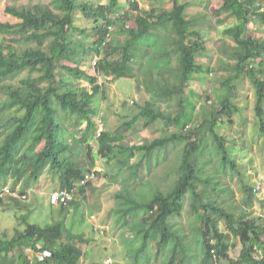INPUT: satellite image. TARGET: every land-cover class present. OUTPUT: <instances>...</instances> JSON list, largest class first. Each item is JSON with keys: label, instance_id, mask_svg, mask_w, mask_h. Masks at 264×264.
Masks as SVG:
<instances>
[{"label": "trees", "instance_id": "obj_1", "mask_svg": "<svg viewBox=\"0 0 264 264\" xmlns=\"http://www.w3.org/2000/svg\"><path fill=\"white\" fill-rule=\"evenodd\" d=\"M128 2L131 10L136 9L133 0ZM53 3L65 14V18L37 5L16 7L4 3L0 6V35L13 34L9 41L19 40L15 36L20 35L21 39L35 41L37 44L36 49L23 51L10 49L8 46L0 47V89H6L4 93L7 97L4 99H8V102L5 100L0 103V110L15 108L21 111L20 114L7 116L0 124V131L4 132L0 140V191L8 186L7 179L12 178L14 183L23 179L26 185L44 175H49L57 183V190H72L74 184L86 174L92 171L98 174L93 168L78 166L69 157V144L59 139L57 131L62 128L61 131L64 132L67 124L71 130L82 133L83 130L90 129L94 133V116L97 111L91 101L100 89L98 76L134 78L133 65L138 63V69L144 72V88L151 95L152 101L136 103L137 112L124 124L127 129H131L138 118L142 117V127L146 128L161 120L165 123L162 136L130 146L122 143L124 135L117 131L103 130L96 138L98 155L106 161L115 160L118 165L116 172H109V179L112 181L116 180L121 167L127 164L125 161L137 151L144 153V160L130 164L128 178L121 181L126 193L114 195L117 204L112 213L116 215L118 226L124 229L122 240L130 261L133 264H151V259L146 255L151 256V251L153 255L155 250L153 257H158L161 249L176 244L177 251L170 253L165 264H193L196 258L200 264H264V254H259L255 249L256 246L264 248V218L250 216L247 210L239 214L227 211L197 188V182L210 185L209 180H213L209 177L203 181L197 175L196 172L202 169L193 159L194 152L205 151V147H202L205 143L203 131H207L212 138L221 166L228 167L230 171L235 168V159L230 156L224 137L214 128L219 123H233V115L240 109L233 97L220 93L216 97V106L207 102L206 105H210L208 108L212 109L202 108V120L193 124L190 113L185 115L184 120H180L182 113L171 118L156 106L158 102L172 101L178 105V112L180 108L182 111L186 104V98L182 96L186 84L193 79L194 74L201 77L206 71L197 62V57L204 51V45L199 30L194 26L195 22L185 17L187 4L173 0V11L169 14L155 13L154 9H150L132 17L131 10L120 8L118 0H107L103 4H94L89 0H53ZM263 6L264 0H226L214 13L216 16L227 13V16L234 19L222 30L223 36L229 41L224 40L220 49L221 53L234 61L230 67L234 75L221 85L236 91L235 81L239 83L243 81V77L249 80L255 94V116L262 132L264 39L249 34V30L251 20L258 16L264 23ZM74 11H80L84 18L93 21L94 26L89 32L73 24ZM151 18L154 21L150 22ZM218 21L222 22L220 19ZM119 26L122 27L121 30ZM157 29L164 30L163 40L158 44ZM111 30L112 33L124 34V42L113 43L109 37ZM156 44L159 46L156 47ZM152 47L154 55L149 56L147 66H143L140 64L141 59L148 48ZM94 51L101 55L91 64L86 58L92 60ZM173 55L175 63H172ZM23 70L28 72V76L21 78L17 85L4 84ZM32 72L38 73V76L33 77ZM154 75L156 78L153 81ZM81 79L90 84V90L81 83H75ZM206 99L209 101V97ZM58 114H63L64 120L74 119L60 124L56 120ZM212 114L219 118L211 117ZM83 122L87 128H81ZM168 123H174L178 127L169 137L164 134ZM7 126L10 127L9 130H6ZM203 127L206 129L202 130ZM61 136L63 137L62 133ZM85 136L86 134H82L80 139L83 140ZM193 136L195 139L191 140ZM175 140H182L184 144L183 156L175 170L178 178L174 187L166 192L155 189V193L146 200L136 198L134 195H138V189L134 188L139 183L141 186V167L145 159L156 151L166 149ZM40 143L42 147L36 150ZM22 146L24 148L21 149ZM123 155L126 157L120 159ZM219 181L216 182L218 194L225 188ZM87 186L88 184L81 186L79 194H85ZM241 190L246 196V207H251L257 198L255 189L242 183ZM187 196L196 212L194 228L202 243L200 257V251H192L184 242L186 231L168 220L171 216L180 215ZM2 199L0 197V202ZM257 203L264 210V199H258ZM60 207L66 208L63 205ZM221 220L226 223V231L219 228ZM154 227H158V235L155 237L152 236ZM231 237L237 238L241 245L236 257H232L229 252L232 247ZM31 241L39 242L41 249L50 251V257L36 264H78L83 251L77 244H88L89 239H84L82 234L72 233L63 221H54L45 226L26 223L25 229L16 236L0 238V252L8 254ZM22 260V264L28 263L27 257L24 256Z\"/></svg>", "mask_w": 264, "mask_h": 264}, {"label": "rangeland", "instance_id": "obj_2", "mask_svg": "<svg viewBox=\"0 0 264 264\" xmlns=\"http://www.w3.org/2000/svg\"><path fill=\"white\" fill-rule=\"evenodd\" d=\"M4 3H7L8 5H14L16 7L21 6L20 0H0V6ZM261 8L264 9V6ZM224 16V14L219 15L217 19H220L222 22L216 23L215 14L213 12L211 13L210 11H207L205 16H201L202 22L196 19L198 22L197 25L195 24V27H197L200 32L201 40L203 41L204 46L209 47L211 43L210 37L212 39L216 37L219 40L216 39L214 41L215 45L218 44L217 48L219 49L222 44V42H220V38L223 37L222 30L231 23L227 22L226 19H223ZM72 21L75 26H78L87 31H90V29L94 26V24H85L83 19H81L77 15L73 16ZM250 23L251 28L249 30V34L258 33L257 35L264 39V24L261 23L259 16L252 19ZM74 33L78 34L76 32ZM12 36L13 34L0 35V47L6 48V46H8L10 47V49L15 48L20 50L21 48H19L18 46L22 45V43L19 44L20 42L17 43L16 40L9 41ZM117 38H120L118 43L121 44L124 42L125 35H119L117 36ZM159 52L162 53L163 51H156V53ZM172 57L175 59L172 60V63H175L176 58L174 55ZM86 59L91 64L96 61L94 57L92 60L88 58ZM223 59L224 61L220 60V62H216L214 64V61L216 59L211 51L206 52L204 55L200 54L197 57V62L203 64L206 72L201 76V79L195 78L192 82H188L186 84L184 93L182 95L184 98H186V104L182 111L180 108V112H178V105L172 101L158 102L156 103V106L159 107L160 110L165 111V113H167L171 118H173V116L177 115L178 113H182L180 120H184L185 115L190 113L192 115L193 124L198 123L202 120V108L207 110L212 109L208 108V106L210 105H206L207 102H212L211 106H216V97L220 93L231 95L233 97L234 103L237 104L240 108L239 111L233 115V123H219L216 124L214 128L219 134L224 137L229 154L232 158L235 159V168L234 170L230 171L228 167L221 166L219 153L218 151H216V149H214L215 146L212 138L208 133H206L207 131H203L205 134V143H203L204 145L202 147H205V151L201 153L200 150H197L193 153V159L202 169V171L198 170L196 172L197 175H199L203 181L209 177H212L213 180L211 182L209 180L210 185L203 184L202 182H197V188L199 191L203 192L204 196L211 198L212 201L215 202V204H220L227 211H230L234 214H239L240 212L247 210V213H250V216H256L258 212L259 214H261V216L264 217V210L257 203L258 199H264V132L260 131L259 123L255 116L254 89L251 86L249 80L244 77L243 81L239 83L238 81H235L237 82L235 84L237 86L236 91H234V89L232 90L229 87H223L221 83L227 78L234 75L232 69L227 71L224 75L218 74V72L215 71H223V67H231V65L233 64V62L229 61L230 58H228L229 60L227 58ZM31 75L35 77L37 73L32 72ZM138 75L143 78L142 72H138ZM26 76H28V72L24 70L14 79L5 81L4 84L6 86L17 85L19 83V80ZM98 81L100 83H98ZM98 81L97 83L100 85V89L93 96L91 101L92 106L97 111V115L94 116L96 131L98 129L97 119H101V121L104 123V129H107L111 132L121 131V134L124 133L125 136L122 143L126 146H130L133 143H141L143 142V140L153 141L154 139L162 136V130L165 123L161 120L155 121L153 124L149 125L146 128H142L141 126L143 124V118L140 117L138 118L133 128H126L124 122L132 118V116L138 110L137 106L135 105L136 103H133V98L137 97V95L135 90L136 87L134 88L135 84H133L132 78H113L111 75H99ZM75 83L87 85L88 82L86 83L85 80L81 79L80 81L76 80ZM87 86H90V84L88 83ZM142 86L143 88L145 87V85ZM144 91H146L145 88ZM4 92H6V89H0V103L4 102L5 100L6 102L8 101V99H4V97H7ZM206 97H209V101L206 99ZM143 100L144 97L138 98L137 103L144 104ZM103 112H105V114ZM20 113L21 111H17L15 110V108L1 109L0 124L7 116ZM66 113L69 114L67 111ZM62 116L63 114L56 115V120L60 124H62L64 121L65 123H67L70 120L74 119L72 118L70 120H64V117ZM211 117L219 118V116L216 114H212ZM225 118L226 117H224V119ZM71 124L75 126L74 122H71ZM69 128L70 130H68ZM81 128H87L85 122L81 124ZM176 128L178 129L176 124L168 123V127L164 130V134L166 136L168 135L169 137L171 136V134L175 133V131L177 130ZM9 129L10 127L7 126L6 130ZM61 129L57 131V135L60 140L63 139L69 144V157H71V159H73V161L78 166L87 169L93 168L94 162H97L100 168H96L99 175L98 179L96 181H90V183H88L87 189L85 190V194L77 195V198L73 202L69 203L66 208H62L60 206L52 207L49 204L50 202H46L44 198H35L33 196V192L32 194L30 193L31 198L29 200H22L19 197L13 195L2 197V202H0V236L2 235V233H5L9 236L13 234L15 235L16 230H23L26 225L24 220L32 222L37 221V223H40L41 226H45L49 223V219L51 220L52 212H84L83 214L87 215L89 218L92 217V219H89L92 220L91 222L94 221L95 223H97V225H99L98 232H96L94 229H91V226H88V233H81L83 234L84 238H87V236H90L92 238V242H89L92 245L88 246V248L93 247V249H96L95 254L97 255L100 254L103 256L112 257V254H116V261L114 260V258H109L111 260L107 259L106 264H131L128 254L125 250V244L124 251L110 248L106 245L101 244V240L104 238V236H107V238L111 239L114 238L111 227H113L114 222H116V215H107L103 217L100 212H112L113 207L117 204V199L112 193L113 189L111 191H104V189L106 188L105 182L103 180L107 171L113 172L117 170V163L115 162V160L106 161L104 158H101L98 155L96 131L92 133V130L89 129V131L86 129L83 130L82 133H80L77 130H71V127H68L67 124L66 128H64V132L61 131ZM205 129L206 127L202 128V130ZM61 133L63 137L61 136ZM0 134L1 140V138L4 136V132L0 131ZM82 134H86L83 140L82 138L80 139ZM194 139L195 137L193 136L191 140ZM183 144L184 141L175 140L174 142L168 144L166 149L156 151L151 155V157L145 159L144 165H146V168H141L143 179L141 181V186H139V183L136 184L134 188L138 189V195H134L136 198H143L146 200V198L155 193V189H160L163 192H166L167 190L174 187V182L178 178L175 170L176 167L179 166L180 160L183 156ZM22 148H24V146H22L21 149ZM137 154L138 155H135L128 161L130 162V164L131 162L132 164H134L137 161L143 159V154L141 152ZM125 157L126 156L124 155V158ZM126 174H128V172H126L124 176ZM39 178L36 181H38ZM131 180L133 181V179ZM217 180H220V185L222 184L223 187H225L224 191L219 194L217 192L219 188L216 187ZM136 181L137 180H135V182ZM106 182L110 181L107 180ZM242 183L249 184L255 189V195L257 198L253 201L251 207H246L245 205L246 196L241 190ZM7 184L8 186H10V188L12 187V190L13 188H16L18 192H21V190L26 191V189H28L27 186L25 187L22 185V179L14 183L13 179L10 178L7 179ZM57 186L58 185L56 182H52L53 189L57 188ZM108 186L111 185L108 184ZM118 187L120 188V186L114 188ZM124 193H126V191ZM192 204L193 203H190L189 196H187V198L183 201L184 208L180 215L171 216L168 218V220L174 222L177 227H179V229L181 228L182 230L183 228L186 231V234H184V236L187 235V237L184 239V242L187 246H192V248L195 249L196 252L197 250L200 251L202 243L199 239V233L197 234V229L194 228L196 225L197 217ZM200 214H202V212ZM102 223L106 226V229L109 230L106 232L105 229L104 234H102V229L100 227ZM219 228L220 230L226 231V223L223 222V220L219 222ZM157 235L158 227H154L152 236L155 237ZM88 239L89 238H87V240ZM78 244L80 245L82 251L87 249L86 243ZM176 251L177 245L174 244L173 246L171 244L168 245L167 248L161 249L158 257H153L155 250L153 252V255L151 251V256L146 255V257H149L151 259V264H165L170 253ZM201 251L199 253V257ZM15 256L17 255L12 254V258L9 261H4L5 264L17 263ZM193 264H198L197 258L193 261Z\"/></svg>", "mask_w": 264, "mask_h": 264}, {"label": "crops", "instance_id": "obj_3", "mask_svg": "<svg viewBox=\"0 0 264 264\" xmlns=\"http://www.w3.org/2000/svg\"><path fill=\"white\" fill-rule=\"evenodd\" d=\"M20 1H21V6L20 7H23V6L24 7H30L32 5H37L41 9H48L51 12H54L55 14H58L62 19L65 18V14H63V12L59 11L56 8V5L53 3V0H32V1L31 0L30 1L29 0L28 1L27 0H20ZM83 1H87V0H83ZM89 1H92L94 4H97V3H102L103 4V3L107 2V0H89ZM133 1H134V4L136 5V9L131 10L130 9V5L128 4L129 3L128 0H118L120 8H122V9H125L126 8V9H130L131 10L130 11V16H132V17H135L136 15L141 14V12H143V11L146 12V11H148L150 9H154L155 13L164 12V13L169 14L170 12L173 11V0H133ZM178 1L185 2L187 4L186 5V10H185V17L187 19H189V20H193V22H195V24L197 25V22L198 21H201V19H202L201 16H205L207 11L208 12L210 11L211 13L212 12L215 13L217 11V9L220 7V5L223 2H225L226 0H178ZM223 14L225 15L223 19H226L227 22H233L234 21L233 17L227 16V13H223ZM74 15H77L81 19H83V21L87 25L88 24H91V25L93 24V21H90V20L84 18L83 15L80 13V11H74L72 13V19H73V16ZM215 18H216V23H218L219 22L218 19H217L218 16L215 15ZM152 21H154V18H151L150 19V22H152ZM260 21H261V19H260ZM196 25H194V26H196ZM118 28H119V30L122 29V27H120V26ZM118 28H115V29L118 30ZM195 28H197V27H195ZM156 31L158 32V35H159V37H157V44H158V42H160V40L161 41L163 40L162 37H163V34H164V30L163 29H157ZM87 32H89V31H87ZM257 34L258 33L253 34V35H257ZM119 35L124 36V34L119 33V32L112 33L113 43L119 44L118 42H119V39L120 38H117V36H119ZM16 38L19 39V40H17V43L18 42H20L19 44L22 43V45L18 46L19 48H21L20 49L21 51L26 50V49H29V48H31V49H36L37 48V44H36L35 41L23 40V39L20 38V35H17ZM216 39H218V38L215 37L214 39H212L210 37L211 43H210L209 47L208 46H204V51L201 54V55H204L206 52L211 51L214 54V57L216 59L214 61V64L216 62H220V60L221 61H224L223 58H227V59L229 58L228 56L226 57V55H224L223 53H221V51H220L221 46L219 47V49L217 48V45L218 44L215 45V41H214ZM224 40L229 41L224 36L222 38H220V42H223ZM157 44H156V47L159 46ZM230 44L233 45V43H230ZM42 48L44 49V45L42 46ZM153 50H154L153 47H152V49L151 48H148V51L146 52L144 58L141 59V63L140 64H142L143 66H147V64L149 62L148 61L149 56L152 57V54L154 53ZM93 55H94L93 57L97 60V58H99L101 54H99V52H97V51H94ZM229 61L234 63V61L231 60V59ZM200 64L203 66L202 63H200ZM133 66H134L133 71H134L135 77L132 78V79H133V84H135L134 85V88L136 87L135 90H136V95H137V97H134L133 98V102L134 103H137L138 102V98H143V97H144L143 103H145L146 101H152L151 95L148 92L144 91V88L142 86V85H144L145 77H144V80H143V78L138 75V72H142L137 67L138 66V63L135 64V65H133ZM222 70L223 71H218V70H215V71L218 72V74H223L224 75L227 71L231 70V68L230 67H223ZM204 73H203V75H204ZM57 74H58V72H57ZM142 74L144 76V72H142ZM36 76H38V73H37ZM155 78H156V76L154 75L152 80L154 81ZM195 78L201 79L200 76H198L197 74H194L193 79H190L189 82H192ZM86 83H87V81H86ZM98 83H100V82L98 81ZM87 85H88V83H87ZM87 85H84V86L87 89H90V86H87ZM4 94L6 95V93H4ZM134 99H136V100H134ZM103 113L105 114V112H103ZM97 120L99 121L101 119H97ZM104 130L109 131L107 129H104ZM123 135H124V133H123ZM123 141H124V139H123ZM134 144H140V142L134 143ZM41 147H42V143H40L37 146L36 150H40ZM140 152L137 151L134 154V156L135 155H138L137 153H140ZM141 153L144 154L143 152H141ZM142 154H141V156H142ZM133 157H131L130 159H132ZM120 159H124V155L121 156ZM141 160H144V159H141ZM141 160H139V161H141ZM128 161L127 162L125 161V163H127V164L124 165V168L121 167V170H120V172H118V176H117V178H116L115 181H112L111 179H109V172H111V171H107L105 173V177L103 178V180L105 182V188L106 189H104V191H111L113 189V192L112 193H113V195H116V196L118 194H120V193L122 194L123 192H125L124 187L123 186L121 187V185H122L121 184V181H125L126 180V177L128 176V174H126L124 176V174L126 172H128V170H129L128 168L130 166V162H128ZM139 161H137L136 163H138ZM136 163H134V164H136ZM131 165H132V162H131ZM96 168L100 169L99 166H98V163L97 162H94L93 170H96ZM141 168H146V165H144V162H143V165H142ZM96 171H98V170H96ZM113 172H116V170L113 171ZM98 176L99 175L96 174V178H95L94 181H96L98 179ZM107 180L110 181V182H106ZM52 182L53 181H52V179H51V177L49 175H44V176L40 177L38 181H34V182L32 181V182H30V183H28L26 185L24 183V180L22 179V185L25 186V187L27 186L28 189H26V191L21 190V192H18V190H16V188H13V190H16L17 193H18V195H26V198H25L26 200H29L31 198L30 196H31V194L33 192V196L35 198H44V200L49 203V194L52 191H55V190L58 189V187L55 188V189H53ZM129 182H131V181H129ZM108 184H110L111 186H108ZM117 186H120V188L119 187L118 188H114V187H117ZM8 187H10V186H8ZM73 201H71V202H73ZM114 205H115V203H114ZM67 206L68 205H66V207ZM112 212H113V209H112ZM112 212H100V213L102 214L103 217H105L107 215H112V216L115 215ZM83 213L84 212H52L51 220L49 219L48 222L50 224L51 222H54V221H63V222H65L66 227L68 226V228L70 230L72 228L71 232L74 233V234H81V233L87 234L88 233V226H91V229H94L96 232H98L99 225H97V223H95L94 221L91 222L92 220H89V219H92V217L89 218L87 215H85ZM257 215H258V217L264 218L258 212H257ZM24 221H25V223H34V224L40 225V223H37V221H34V222L27 221V220H24ZM113 225L114 226L111 227V229H112L113 237L114 238L111 239V238H107V236L106 237L104 236V238L101 240V244L106 245L107 247H110V248H114V249H118V250L124 251V243H123L124 241L122 240V233H123V230L124 229L122 227L118 226V224L116 222H114ZM25 227H26V225H25ZM25 227H24V229H25ZM100 227L102 229V234H104L105 229H106V226L103 225V223H102L100 225ZM23 230H16L15 235L13 234L11 236H9V235H7L5 233H2V235L0 236V238H7V239L12 238L13 236H16L18 232H22ZM107 231H109V230L106 229V232ZM87 238H89L88 244L86 243V248L87 249L84 250L83 253L81 254V256L79 258V261H78V264H106L107 263L106 260L109 259V258H114V260L116 261V259H115L116 254H112V257H107V256H103V255H100V254L99 255L95 254V250L96 249H93V247L88 248V246L92 245V244H90L92 242V238L90 236H87ZM87 238H84V239H87ZM62 240H63V238H62ZM102 241H103V243H102ZM230 242L232 244V247L229 250L230 255L232 257H236V256L239 255V252H240V249H241V245L240 244H237L238 243L237 238L231 237ZM234 243H236L237 245L234 246L233 245ZM83 244H85V243H83ZM34 245H35V247H34ZM77 246L80 247L79 244H77ZM189 247H191L192 251L195 250V249L192 248V246H189ZM40 249L41 248H40V243L39 242H34V241L32 242L31 241V242H29L27 244L20 245V248H17L15 250L9 252L8 254H3V253L0 252V264H5L4 261H9L12 258L11 257L12 254L17 255V256H15V259H16V262L17 263H14V264H22V262H23L22 259H23L24 256L27 257V260H28L29 258H31L32 256H34L32 254V251H34V250L37 251V250H40ZM255 249H257V251H258L259 254H264V248H262L261 246H256ZM196 252L198 253L199 250H197ZM109 260H111V259H109ZM117 264H119V263H117ZM131 264H133V263L131 262ZM198 264H200L199 261H198ZM223 264H226V263H223Z\"/></svg>", "mask_w": 264, "mask_h": 264}, {"label": "built area", "instance_id": "obj_4", "mask_svg": "<svg viewBox=\"0 0 264 264\" xmlns=\"http://www.w3.org/2000/svg\"><path fill=\"white\" fill-rule=\"evenodd\" d=\"M109 37L112 39V30L110 31ZM103 130H104V123L100 120V121H98V129H97L96 135L99 136V134ZM95 178H96V174L92 171V172L86 174L78 182H76L74 184L72 190H60L59 189V190L52 191L49 194L50 204H52L53 206H59V205L66 206V205H68L71 201H73L77 197V195H79L78 189L83 185L86 186L90 181L95 180ZM8 195L17 196L20 199L26 198V195H18L10 187L5 186L0 191V197H5ZM32 254L34 256H32L31 258L28 259L27 264H36L38 261H43L47 256H49L50 253L47 249H40L37 251H35V250L32 251Z\"/></svg>", "mask_w": 264, "mask_h": 264}, {"label": "clouds", "instance_id": "obj_5", "mask_svg": "<svg viewBox=\"0 0 264 264\" xmlns=\"http://www.w3.org/2000/svg\"><path fill=\"white\" fill-rule=\"evenodd\" d=\"M97 136V135H96ZM96 171V170H95ZM52 205V204H51ZM49 251V250H48ZM49 253H50V251H49ZM47 257H50V254H49V256H47Z\"/></svg>", "mask_w": 264, "mask_h": 264}]
</instances>
